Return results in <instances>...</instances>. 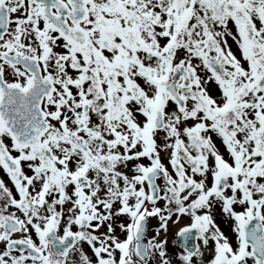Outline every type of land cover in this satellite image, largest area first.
Here are the masks:
<instances>
[{"label": "snow or ice", "instance_id": "snow-or-ice-1", "mask_svg": "<svg viewBox=\"0 0 264 264\" xmlns=\"http://www.w3.org/2000/svg\"><path fill=\"white\" fill-rule=\"evenodd\" d=\"M0 264H264V0H0Z\"/></svg>", "mask_w": 264, "mask_h": 264}]
</instances>
